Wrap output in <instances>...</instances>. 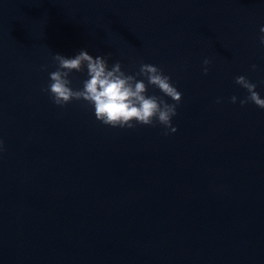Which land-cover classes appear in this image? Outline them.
Here are the masks:
<instances>
[{
	"label": "water",
	"instance_id": "95a60500",
	"mask_svg": "<svg viewBox=\"0 0 264 264\" xmlns=\"http://www.w3.org/2000/svg\"><path fill=\"white\" fill-rule=\"evenodd\" d=\"M262 25L264 0H0V264H264V109L235 83L264 97ZM81 48L161 67L177 132L54 104Z\"/></svg>",
	"mask_w": 264,
	"mask_h": 264
},
{
	"label": "clouds",
	"instance_id": "9594fccd",
	"mask_svg": "<svg viewBox=\"0 0 264 264\" xmlns=\"http://www.w3.org/2000/svg\"><path fill=\"white\" fill-rule=\"evenodd\" d=\"M259 31V44L264 46V25ZM111 55H92L86 48H81L73 56L55 53L52 57L55 70L48 73L49 80L41 91L61 107L73 100L86 101L95 118L111 127L131 129L138 124L153 127L161 125L165 135L177 132L173 117L177 115L182 92L172 82L170 75L165 74L158 65L143 62L137 72L127 73L119 60L109 63ZM210 63L208 58L203 59L205 75ZM41 67L46 70L47 66ZM251 67L256 70L258 66L253 64ZM73 73H79L83 77L79 87H73ZM235 83L248 93L239 99L241 105L253 102L264 109V97L256 90L257 83L245 75L237 76ZM149 86L158 89L161 94H149ZM237 100L236 95L230 97L232 103ZM216 102L220 103L221 98L217 97ZM3 150L4 142L0 139V152Z\"/></svg>",
	"mask_w": 264,
	"mask_h": 264
}]
</instances>
